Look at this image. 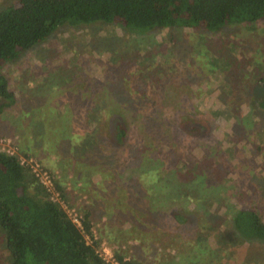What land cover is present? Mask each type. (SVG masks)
<instances>
[{
  "label": "trees",
  "instance_id": "obj_1",
  "mask_svg": "<svg viewBox=\"0 0 264 264\" xmlns=\"http://www.w3.org/2000/svg\"><path fill=\"white\" fill-rule=\"evenodd\" d=\"M260 21H264V0H16L0 9V68L17 61L25 51L47 42L65 26L77 28L103 23L117 24L140 34L170 28L201 34L232 27L250 29ZM209 56L213 69L223 76L239 66L232 55L226 58ZM121 60L124 59L112 55L111 67L115 68ZM149 60L139 61L147 65ZM262 71L255 68L250 75L258 79L259 88L264 86ZM77 75L75 82L68 79L70 88L67 91H71L73 105L68 104L65 111L57 107L50 115L41 116L40 121L50 124L47 127L50 134L39 135L32 125L35 109L31 107L26 112L17 109L18 96L10 88L8 78L0 72V120L10 108L20 111L17 119L21 126L18 127L26 130L22 136L26 147L19 145L20 154L0 150V237L8 254V264H110L98 252L102 239L89 244L85 237L90 234L95 239L92 210L85 207L81 211L80 228L61 203L68 204L74 192L88 195V185L99 183L94 177L102 173L97 167H105L104 160L98 163L100 157L96 156L98 148H103L104 144L101 125L104 114L109 118L110 132L111 125H115L114 144L119 147L118 152L124 151L129 142L128 118L138 120L139 135L136 144H131V158L143 174L154 175L157 179L151 187L137 193L145 201L142 217H134L127 209L120 211L139 228V233L154 236V246L159 245L155 261L135 258L120 245L115 252L118 264H264V187L253 183L252 174L245 173L239 162L234 163L236 149L221 151L204 143L202 148L210 159L209 164H205L193 161L182 150L188 145L186 139L178 137L167 145L166 137L175 125L172 120L190 126V131L216 130L217 121L237 117L232 109L224 105L208 115L176 106L172 108L174 114H169L170 101L179 103L187 94L182 91L184 84L177 81L172 82L170 89L162 87L155 91L158 84L172 80L164 78L162 73L147 76L149 87L143 85L139 89H130L126 79L128 86H123L127 89H122L110 80L97 84L89 77L84 80L80 71ZM243 79L240 73L235 74L234 82L228 78L224 80L226 92L235 94L237 88L243 87ZM42 89L48 96L53 94H48L47 88H40L34 99L42 94ZM260 106L264 108V100ZM38 112L42 109H37ZM155 146L160 147L156 149ZM163 147H167L166 155L161 153ZM21 156L38 159L52 177L53 191L40 182L30 167L21 164ZM53 157L61 160L70 173L76 170L77 164L81 166L73 178L69 179L70 173L60 178L44 164ZM94 157L96 161L90 162ZM86 159L89 168L84 166ZM191 164L194 169L189 170ZM251 166L256 169L255 164ZM186 173H189V180L184 177ZM232 176L238 178L233 180ZM67 180L74 187L72 190L67 188ZM192 193H197L203 202V205L198 203L197 211L185 201L191 199ZM55 194L60 201L55 200ZM167 214L193 232L170 235L158 221ZM228 219L234 234L225 231L220 237L223 242H213L215 223ZM246 244L259 248H253L240 260L237 256Z\"/></svg>",
  "mask_w": 264,
  "mask_h": 264
},
{
  "label": "rangeland",
  "instance_id": "obj_2",
  "mask_svg": "<svg viewBox=\"0 0 264 264\" xmlns=\"http://www.w3.org/2000/svg\"><path fill=\"white\" fill-rule=\"evenodd\" d=\"M15 1L0 0V9ZM249 28L232 27L217 33L201 34L189 29L170 28L140 34L133 33L117 24L101 23L77 28L65 26L58 29L47 42L25 51L17 61L0 68V72L8 78L10 88L18 96L17 109L25 112L31 107L35 109L33 116L30 115L34 120V124H31L39 135L50 134L47 129L50 124L47 125L44 120L40 121L41 116L50 115L57 107L65 111L68 104L73 105L74 98L70 95L71 91H67L70 88L68 79H71V82L77 81L75 79L79 77L77 75L79 71L81 75L83 74L84 80L85 77H89V80L94 79L95 83L100 84L106 79L122 89L123 87L127 89L123 86L127 85L125 79L129 80L130 89H139L143 85L149 87L147 76L162 73L164 78L169 77L172 80L164 79L167 81L163 85L158 84L155 91L162 87L170 89L172 82L177 81L184 84L182 91L187 94V97L179 103L170 101L169 114H174L172 108L178 106L188 111L210 115L211 111L225 105L229 106L237 116L233 119L217 121L218 128L214 129L215 131L207 128L208 130L197 132L190 131V126L186 124L182 126L180 120L174 123V119L172 120V124H175L173 130L170 136L166 137L167 145L178 137L186 139L188 145H184L182 150L186 151L193 161L205 164H209L210 159L202 148V144H208L209 147H215L221 151L235 148L232 159L234 163L239 162L240 168L245 173L252 174L251 181L264 187V108L260 106V102L264 100V86L259 88L258 79L250 76L255 68L264 71V21L257 22ZM112 55L124 59L115 68L111 67ZM209 55H221L220 58L232 55L239 66H235L234 71L225 75L227 76L225 79V76L216 73L213 69ZM143 58L150 59V64L142 65L139 60ZM143 73L147 74L143 77ZM240 73L244 78L243 87L237 88L235 94L226 92L224 82L228 80L234 82L235 74ZM245 74L249 75L248 79ZM137 76L143 78L138 79ZM66 81L68 83H64ZM79 83L81 84V81ZM40 88H47L48 94H53L48 96L42 89V94L34 99L36 90ZM37 109H42V112L37 113ZM20 111L16 112L10 108L0 120L1 151L20 154L19 145L24 148L22 136L26 130L18 127L21 126L17 119ZM106 116L104 114L102 118L104 121L101 124L105 136L103 148H98L96 152V156L100 157L98 163L104 160L103 166H105L97 167L102 171L94 177L95 182L99 183H93V186L88 185L87 189L90 193L88 195L74 192L70 196L69 203L63 202L62 205L72 219L82 217L81 211L85 207L92 210V232L95 239L90 234H85V237L89 244H93L94 240L102 239L98 252L103 258L107 255L115 257L118 246L124 245L123 248L127 249L131 256L142 260L152 258L155 261V252L159 245L154 246L152 242L154 236L139 233V228L134 227L132 221L126 220L120 213L127 209L134 217H142L145 201L137 193L146 190L157 181L156 176L143 174L131 158L133 157L130 154V149H133L131 144H136V138L139 135L138 120L128 118L131 127L129 142L127 141L124 151L118 152L116 149L119 147L114 144L115 125H111L110 132L107 127L109 118ZM159 147L155 146L156 149ZM160 149L164 155L168 153L167 147ZM114 151L115 153L112 154ZM44 157L39 156V158ZM89 157L88 154L87 159ZM87 159L84 163L85 168H89ZM94 161H96L95 157L90 162ZM61 162L53 157L51 160L47 159L44 164L61 178L63 174L71 172ZM252 164H255V170ZM61 165L63 168H60ZM80 166L81 164H77L76 170ZM190 169H194L192 164L189 166ZM75 171L72 170L69 179L74 177ZM187 174L189 173H186L184 177L189 180ZM237 178L232 176L231 179ZM66 186L71 190L74 188L69 180L66 181ZM190 198L185 200L186 204L197 211L198 203L203 205L200 196L192 193ZM158 221L170 235L193 232L192 229L180 226L170 214L162 216ZM225 231L234 234L230 219L215 223L212 241L223 242L220 237L226 233ZM256 247L258 245L242 246L241 253L237 257L240 260L244 259ZM8 263V254L0 237V264Z\"/></svg>",
  "mask_w": 264,
  "mask_h": 264
},
{
  "label": "built area",
  "instance_id": "obj_3",
  "mask_svg": "<svg viewBox=\"0 0 264 264\" xmlns=\"http://www.w3.org/2000/svg\"><path fill=\"white\" fill-rule=\"evenodd\" d=\"M12 154H15L16 152H11V151H8ZM20 160H21V164L24 165V166H28L32 169L33 173L36 175L37 178H39L40 182L46 186L50 191H53L54 188L52 186V177L50 176V174L44 170L42 167H41V164L35 159V158H26V157H20ZM55 200L58 201L59 198H58V194H55ZM60 201V200H59ZM63 203V202H61ZM80 218L81 217H74L72 220L74 221L75 224H77L80 228H82V224H81V221H80ZM107 254V253H106ZM108 257V259H107ZM107 257H105L104 259L110 263V264H118L116 261H115V257L114 256H109L107 255Z\"/></svg>",
  "mask_w": 264,
  "mask_h": 264
}]
</instances>
